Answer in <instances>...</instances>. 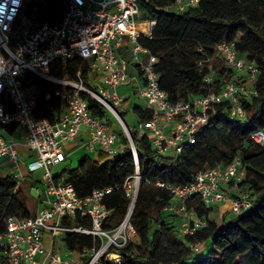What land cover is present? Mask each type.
<instances>
[{
    "label": "built area",
    "instance_id": "1",
    "mask_svg": "<svg viewBox=\"0 0 264 264\" xmlns=\"http://www.w3.org/2000/svg\"><path fill=\"white\" fill-rule=\"evenodd\" d=\"M150 0H65L61 19L52 24L41 18H28L22 11L24 0H0V159L13 169L11 175L19 181L22 157L18 142L7 126L14 125L13 132L24 131V147L32 152L28 161L30 172L42 170L43 205L27 217L8 216L5 229L0 231V255L10 264H114L124 260L119 252L132 238L137 237L130 222V214L140 182L137 153L130 129L126 127L132 155L136 164L134 174L127 177L121 189L130 199L123 220L114 228L103 227L111 213L104 198L112 187L93 188L86 196H79L74 185L52 168L65 161V144L73 141L81 131L90 135L85 143L88 150L106 152L110 157L117 153L115 146L117 132L88 108V95L110 109L118 123L123 121L118 113L123 99L118 87L128 80L127 62L117 48L124 38L131 42L133 62L137 64L143 79L139 93L151 106L152 116L136 124L139 135L145 134L152 147L159 153L173 151L175 156L194 143L201 125L208 121L210 111L222 102L228 103L232 118L244 120L246 111L240 97L250 99L256 95L254 84L259 68L253 60L237 53L234 41L223 40L214 46V52L224 65L243 75L244 82L237 84L225 81L218 91H209L190 100L171 101L159 85V74L154 65L157 57L140 42L141 35L150 36L155 21L141 28L139 25L140 3ZM201 0H174L176 11H185L196 6ZM76 57L88 62L89 77L97 81L94 90L85 86L80 79L58 76L49 72V66L56 60L67 61ZM211 61V60H210ZM203 60L198 61L200 70ZM203 76L205 85H213L214 70ZM29 72L56 85L44 93V99L58 97L66 104V111L55 121L37 117V102L27 97L22 86L23 73ZM252 84L248 88L246 83ZM162 121L169 123L165 126ZM249 138L264 146V128L253 130ZM244 176L241 158L235 156L229 163L198 171L185 184H170L156 181L154 184L165 188L170 201L164 211L174 214L179 223L180 236L192 235L197 229L208 225L206 219L189 216L187 203L196 196L206 206L228 205V211L238 214L250 207L249 192L239 190L232 194L227 185L237 186ZM149 183V181H148ZM76 215L90 217V227L67 226L64 217ZM67 231L92 234L100 239V246L89 252L84 261L82 254L60 257L53 247V239ZM49 232L51 249H46L43 235ZM138 238V237H137ZM193 250L199 251L200 244L192 243ZM43 258H40L42 257Z\"/></svg>",
    "mask_w": 264,
    "mask_h": 264
},
{
    "label": "trees",
    "instance_id": "2",
    "mask_svg": "<svg viewBox=\"0 0 264 264\" xmlns=\"http://www.w3.org/2000/svg\"><path fill=\"white\" fill-rule=\"evenodd\" d=\"M64 6L65 0H30L24 12L32 20L41 18L54 24L61 19ZM139 9L141 19L155 21L150 36L141 35L139 42L157 57L154 69L169 100H190L211 90L218 91L228 80L237 84L244 82L242 74L224 65L218 72L214 71L213 85L203 83V76L211 70L214 46L223 40L234 41L237 53L257 64L259 75L253 85L256 95L250 99L240 97L245 119L232 118L227 102L216 105L208 121L198 129L194 143L180 155L175 156L173 151L159 153L145 134L139 135L135 128H130L140 176L130 222L140 243L130 242L121 248L119 252L124 260L114 264H264V146L249 138L253 130L264 128V0H201L181 12L176 11L174 0H150L141 2ZM200 60L205 61L201 70ZM49 72L72 79H78L80 72L83 84L93 87L89 82L88 62L82 58L56 60L49 66ZM22 86L27 97L37 102V117L55 121L66 111V104L60 98L44 99V93L56 87L54 83L25 72ZM84 97L91 113L118 133L124 148L113 157L104 151H99L95 158L85 154L75 166L65 169L63 177L74 185L79 196H86L97 187L113 188L104 198L111 213L103 227L111 229L127 213L130 199L121 185L134 174L136 164L128 138L114 116L110 117L98 100L85 94ZM132 111L138 122L152 116L151 109L134 106ZM118 113L128 125L127 112L118 110ZM6 128L12 133L14 125ZM235 156L241 158L244 169L238 188L249 192L250 207L233 214L228 211V205H221V224L218 225L210 216L215 207L206 206L193 196L187 203L191 220L199 216L206 219L208 225L192 235L180 236L177 217L163 210L170 201V194L154 183L159 180L185 184L198 171L229 163ZM31 174L28 172L26 177ZM29 215L15 178L11 174L0 176V231L5 229L8 216ZM62 223L91 225L90 217L80 215L64 217ZM58 241L67 251L82 254L85 262L90 257L89 252L100 246L97 236L78 231H67L55 237L53 247L59 248ZM192 243L200 244L199 251L193 250ZM0 264L10 263L0 255Z\"/></svg>",
    "mask_w": 264,
    "mask_h": 264
},
{
    "label": "crops",
    "instance_id": "3",
    "mask_svg": "<svg viewBox=\"0 0 264 264\" xmlns=\"http://www.w3.org/2000/svg\"><path fill=\"white\" fill-rule=\"evenodd\" d=\"M138 21H139V25H140L141 23H143L145 21V19H140V20L138 19ZM117 51H118L119 55L123 59H125V61L127 62V74H128L127 82L122 84V85H120L118 87V89H117L118 94L123 99V102H122V105L119 108V111L127 112V114L130 113V116L127 119V123H128L129 126L128 125H126V126L129 129L130 128H136V124L138 122L137 121L138 119H137L136 115L133 113L132 108L134 106H138L141 109H151V106L149 105L148 101L144 97H142L140 95V93H139V88L143 85V79H142V75H141V72H140L137 64H135L133 62L130 40L128 38H124L123 41L121 42L120 46L117 48ZM89 82H90V85H92V86L93 85H97V81L91 76L89 77ZM246 85L248 86V88L252 87V84H250L249 82H247ZM162 122H163V124L165 126H169V123H167L165 121H162ZM12 134H13L12 137L15 138L18 142H20V144L18 145V149H19V152L21 154L22 161H23L22 164H21V171H22L23 177H26L27 173L30 172L28 170V168H27V163H28V161L33 159V154H32V152L28 151L24 147V145L22 144V142L24 140V138H23L24 137V131L22 129H18L15 133L12 132ZM117 135H118V133H117ZM89 138H90V135H89V133L87 131H81V132H79L77 134L76 138L73 141L66 143L65 146H64L65 152L67 154V157H66L65 161L67 159H70L71 156H73V155H76L77 160L79 158H81L85 154L95 158L97 153L99 152V150H88L85 147V143L89 140ZM115 146L117 148V153L123 151L124 145H123V142L121 141V138L119 136H118V138L116 140ZM2 165H5L6 167L7 166L10 167L4 161V159H0V167H3ZM11 173L12 172L10 171V172H8L6 174H2L0 176H4V175H7V174H11ZM31 173L32 174L29 176L30 181H29L28 186H29V189L32 188L34 190L33 199L35 201V205H33L32 207H28L27 206V209H28L30 215H33L43 205V202H42V200H43V192L40 189L42 187V185H43L42 184L43 181H42V170L41 169L35 170V171L31 172ZM53 173L56 174V175H61V177H63V174H62L61 171H57V172L53 171ZM18 186L20 188L19 184H18ZM227 187H228V191L230 193H232V194H236L240 190V188H238L237 186H232L231 183H229L227 185ZM21 191H22V189H21ZM23 195L25 196V198H27L26 194L23 193ZM214 207H215V210H216V212L218 213V215H219V217L221 219V216H220V213H219L220 206H214ZM43 238H44L45 248L47 250L51 249V247H52L51 234L49 232H45L44 235H43ZM56 251H57V253H58V255L60 257H71V256L75 255V253L67 251L64 248H60V249H58ZM40 258H43V256L40 257Z\"/></svg>",
    "mask_w": 264,
    "mask_h": 264
},
{
    "label": "rangeland",
    "instance_id": "4",
    "mask_svg": "<svg viewBox=\"0 0 264 264\" xmlns=\"http://www.w3.org/2000/svg\"><path fill=\"white\" fill-rule=\"evenodd\" d=\"M29 2H30V0H24V2H23V7H22V11H23V12H24V11L26 10V8L28 7ZM138 19L140 20L141 17H139ZM143 23H146V22H143ZM142 27H144V25H142ZM210 63H211L212 68H213V70H214L215 72H218L222 67H224V63H223L222 59H221L218 55H216V54L213 56V58H212V60H211ZM91 89L94 90L93 87H91ZM106 109H107V111H108L109 116H110V117H113V114L110 112V110H109L108 108H106ZM118 110H119V109H118ZM129 116H130V113H129V114H126L125 119L127 120ZM114 118H115V117H114ZM115 119H116V118H115ZM117 122H118V121H117ZM113 124H114V123H113ZM119 125H120V124H119ZM120 128H121V130H122L121 125H120ZM122 131H123V130H122ZM77 161H78V160H77L76 155H73V156H71L70 159H67L66 161L60 163L59 165L54 166V167L52 168V170H53L54 172L61 171L62 174L65 175V174H66V170H68V169H70L71 167L75 166L76 163H77ZM2 166H3V167H0V175H2V174H6V173H8V172H10V171L13 172V169H12V168H10V167H8V166L6 167L5 165H2ZM22 168H23V167H22ZM65 169H66V170H65ZM29 181H30V178H29V177H23V178L19 179L18 184L20 185V188L22 189V192H23L24 194H26V196H27V198H25V196H24V198H25V202H26V205H27L28 207H32L33 205H35V201H34V199H33V197H34V190H33L32 188L29 189V186H28ZM230 215H231V214L229 213V214L227 215L226 218L229 219V218L231 217ZM210 216H211L212 219L216 220V223H217L218 225L221 224V219H220L218 213L216 212V210H215V211H212L211 214H210ZM132 241H133V243H135V244H139V243H140V240H139L137 237H133V238H132ZM57 245H58L59 248L54 247L56 250L60 249V247L62 248L61 242L58 241V242H57Z\"/></svg>",
    "mask_w": 264,
    "mask_h": 264
},
{
    "label": "water",
    "instance_id": "5",
    "mask_svg": "<svg viewBox=\"0 0 264 264\" xmlns=\"http://www.w3.org/2000/svg\"><path fill=\"white\" fill-rule=\"evenodd\" d=\"M110 110V109H109ZM110 112L113 114V112L110 110ZM113 116H114V114H113ZM115 117V116H114ZM120 125H121V127H122V130L126 133V124L124 123V121H122V122H120ZM134 205V204H133Z\"/></svg>",
    "mask_w": 264,
    "mask_h": 264
}]
</instances>
